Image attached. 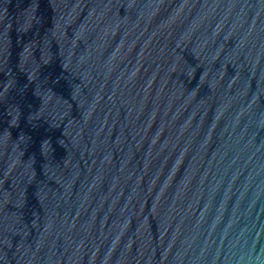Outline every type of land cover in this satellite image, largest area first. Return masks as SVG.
I'll list each match as a JSON object with an SVG mask.
<instances>
[{
	"label": "water",
	"instance_id": "95a60500",
	"mask_svg": "<svg viewBox=\"0 0 264 264\" xmlns=\"http://www.w3.org/2000/svg\"><path fill=\"white\" fill-rule=\"evenodd\" d=\"M0 264H264V0H0Z\"/></svg>",
	"mask_w": 264,
	"mask_h": 264
}]
</instances>
